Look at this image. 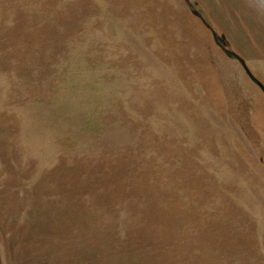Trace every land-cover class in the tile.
<instances>
[{"label":"rangeland","instance_id":"obj_1","mask_svg":"<svg viewBox=\"0 0 264 264\" xmlns=\"http://www.w3.org/2000/svg\"><path fill=\"white\" fill-rule=\"evenodd\" d=\"M222 36L264 83V0H0V264H264V91Z\"/></svg>","mask_w":264,"mask_h":264},{"label":"water","instance_id":"obj_2","mask_svg":"<svg viewBox=\"0 0 264 264\" xmlns=\"http://www.w3.org/2000/svg\"><path fill=\"white\" fill-rule=\"evenodd\" d=\"M214 31V30H213ZM214 33L218 36V33L216 32V31H214ZM219 42L223 45V47H224V49H225V51L227 52V53H229L231 56H236L237 58H239L240 59V61H242L243 62V65H244V67H245V70L247 71V73L250 75V77L261 87V89L264 91V83L263 82H261L258 78H256L255 76H254V74L251 72V70L248 68V66L246 65V63L243 61V59L241 58V55H239L238 53H236L235 51H233V50H231V49H229V48H227V46H226V39H225V37L224 36H222V37H219Z\"/></svg>","mask_w":264,"mask_h":264},{"label":"trees","instance_id":"obj_3","mask_svg":"<svg viewBox=\"0 0 264 264\" xmlns=\"http://www.w3.org/2000/svg\"><path fill=\"white\" fill-rule=\"evenodd\" d=\"M214 31H216L215 29H213Z\"/></svg>","mask_w":264,"mask_h":264}]
</instances>
